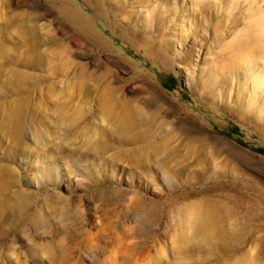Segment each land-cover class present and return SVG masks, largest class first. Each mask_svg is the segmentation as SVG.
Instances as JSON below:
<instances>
[{"label":"rangeland","instance_id":"1","mask_svg":"<svg viewBox=\"0 0 264 264\" xmlns=\"http://www.w3.org/2000/svg\"><path fill=\"white\" fill-rule=\"evenodd\" d=\"M263 46L264 0H0V167L27 197L0 264H264ZM125 115L151 138L121 140Z\"/></svg>","mask_w":264,"mask_h":264},{"label":"bare ground","instance_id":"2","mask_svg":"<svg viewBox=\"0 0 264 264\" xmlns=\"http://www.w3.org/2000/svg\"><path fill=\"white\" fill-rule=\"evenodd\" d=\"M206 12L207 11H203L201 15H202L203 19L205 18V20H203L202 23L207 25V23H209L211 20H209V17H207L208 14H206ZM212 17H213V15H212ZM7 25H12V24H11V22L8 21ZM218 26H219V24H218ZM220 29H222V28H220ZM261 44H262V42H261ZM258 46H260V44ZM237 50H239L240 54L243 57H246V58L251 57L254 59L257 57L256 55H254L255 52L250 51L248 49V47L245 49V47H243L241 44L240 45L238 44ZM263 50H264V48H263ZM258 51H259V49H258ZM260 59L261 58H258V60H260ZM263 59H264V57H263ZM20 78H21V76H20ZM27 81H28V77L24 80V85H27ZM263 81H264V79H263ZM15 113H17L16 119L18 120L19 115H21V114L24 115L23 107L20 108L19 110H17V112H15ZM132 114L133 113H130V115H132ZM139 114H137L136 116L141 117L142 115L141 114L139 115ZM130 115H125L124 116L125 119H123V117H122V118L115 121V130H116V133L120 136L121 140L127 141L128 139L134 140L137 138H140L143 140L150 139L151 136L153 135V130H151L149 127H147L148 129L147 128L146 129H135V125L142 124V123L150 124V121L148 122V121H145L142 119L140 120L141 123L138 121H133V120H131ZM23 118H25V116ZM19 122H20L19 123L20 128H18L17 131H14V129H13L12 132H10V133H13V131H14L16 134H19L18 137H20L22 132L24 131L22 126L24 125L23 122H25V119H21V120H19ZM187 128H189V127H187ZM189 129L194 131V132L197 130V129L191 128V127ZM214 139H218L217 144H219V145H225L226 144L225 146H228V144H229L227 141L221 140L219 137H216L215 135H214ZM18 142H19V140H18ZM18 142H16V143L18 144ZM158 142H155V143H152L151 145H149V149H148L149 152L145 153L143 155V157H141V159L139 160L140 164L146 163L148 165L152 161H155V160L158 161L159 156H165V155L170 156L171 147L165 143H162L161 141L159 143ZM193 143H195V145L191 146ZM19 144L21 145V144H23V142L21 141ZM189 145H190L189 146L190 148H189L186 159H188L189 161H194L198 165H200L199 171H202L203 173H206L207 171H209L210 168H207V167H208V164L210 162L215 163L217 158L220 157L219 151H217V150L209 151L210 147L206 143V141L203 139L198 140V141L197 140H189ZM228 149L231 153H234V151L236 150V147L234 145H232V147L231 148L229 147ZM161 164L164 167L169 166V165L164 164V163H161ZM160 167H161V165H160ZM183 168L186 169L187 171H189V170H191V165H187ZM171 172L173 173V171H171ZM167 173H169V172L167 171ZM14 184H15V177H14L13 171H11L5 167H0V190H1V194H0V226L2 225L3 222H7L9 220L10 216L9 217H7V216L9 215V213L12 212V211L9 212L10 208H13V209L17 208L19 210H22V208L25 207L24 200H26L27 197L23 191L18 190V191H16V193L13 196L12 195L10 196L8 194V191L10 190V188H12L14 186ZM193 217H194V224H195L196 230H197L199 235L208 237L216 231L217 212L214 211V209L202 208L201 206L196 207V209L193 212ZM217 219H218V217H217ZM5 225H8V223H5ZM4 236H5V234H4Z\"/></svg>","mask_w":264,"mask_h":264}]
</instances>
